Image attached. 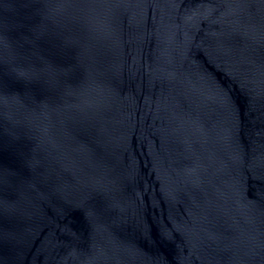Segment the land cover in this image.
<instances>
[{"label": "water", "instance_id": "obj_1", "mask_svg": "<svg viewBox=\"0 0 264 264\" xmlns=\"http://www.w3.org/2000/svg\"><path fill=\"white\" fill-rule=\"evenodd\" d=\"M0 264H264V0H0Z\"/></svg>", "mask_w": 264, "mask_h": 264}]
</instances>
